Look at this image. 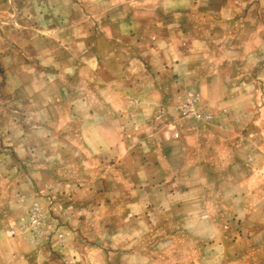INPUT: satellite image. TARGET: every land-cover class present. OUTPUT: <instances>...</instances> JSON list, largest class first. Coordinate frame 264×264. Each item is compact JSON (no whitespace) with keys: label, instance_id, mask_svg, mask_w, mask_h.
Returning <instances> with one entry per match:
<instances>
[{"label":"rangeland","instance_id":"obj_1","mask_svg":"<svg viewBox=\"0 0 264 264\" xmlns=\"http://www.w3.org/2000/svg\"><path fill=\"white\" fill-rule=\"evenodd\" d=\"M91 1L0 11V264H264V0Z\"/></svg>","mask_w":264,"mask_h":264},{"label":"crops","instance_id":"obj_2","mask_svg":"<svg viewBox=\"0 0 264 264\" xmlns=\"http://www.w3.org/2000/svg\"><path fill=\"white\" fill-rule=\"evenodd\" d=\"M48 1V0H47ZM60 1H62L63 3H65V2H67V0H60ZM78 1H82V0H78ZM85 1H90V0H85ZM104 1H107V2H110L111 3V1L112 0H104ZM200 1L201 0H192V7H200L201 5H205V9L207 10V11H209V9L207 8V7H209V6H211V5H213V2H214V0H206L205 1V3H200ZM126 3V5H127V1H125ZM223 2V0H221V3ZM30 3H31V1H30ZM32 3H35L36 4V0H32ZM44 3H45V0H44ZM62 3V4H63ZM104 2H103V0H92L91 2H90V5L91 6H94L95 4H96V6L98 7V6H101L100 4H103ZM126 5L124 6V7H126ZM5 8V0H0V11H3V9ZM222 8H224V9H227V8H229V6H228V4L226 5V4H224V6H222ZM109 22V21H108ZM252 23V22H251ZM109 24H114V25H119V26H122V25H128L129 24V21L127 20V19H119V20H113L112 22H110ZM44 26L46 27V29L48 30V28H49V26H47V24H44ZM67 30V29H66ZM66 30L65 29H61V34H65L66 33ZM45 38L46 37H42V35H40V37H38V41H40V43H41V41L42 42H44L45 43ZM63 37H61V39H62ZM111 38V37H110ZM113 38H115V37H113ZM246 39H248V40H255L254 38H255V36L254 37H245ZM112 39V38H111ZM259 39V37H256V40H258ZM261 39V38H260ZM47 52L48 50L46 49V50H43L42 52ZM158 53H161L160 51H158ZM158 55H161V54H158ZM7 55L5 54V52H3L2 54H0V62L2 63V67H3V69H4V73H6L5 74V76L6 75H8L7 76V78L5 79V82H4V85L6 86V87H8L9 86V84H16V87H17V85L18 84H21V80H20V78H18L17 77V74H15L16 72H14V67H11L9 64H8V60H6V57ZM47 56V55H46ZM48 56H52V54H49ZM47 56V57H48ZM18 87H19V85H18ZM222 100H223V98H222ZM163 154V153H162ZM163 156H164V154H163ZM163 165V164H162Z\"/></svg>","mask_w":264,"mask_h":264},{"label":"built area","instance_id":"obj_3","mask_svg":"<svg viewBox=\"0 0 264 264\" xmlns=\"http://www.w3.org/2000/svg\"><path fill=\"white\" fill-rule=\"evenodd\" d=\"M189 109H188V108ZM191 110V113H192V116H196V117H201V114L200 113H197L195 110H194V108H193V104H192V108H190V103H188L187 102V104H186V110ZM188 112V111H187ZM205 117H207V116H205ZM36 222H37V219L35 218V215H32V217H31V223H32V226H34V225H36Z\"/></svg>","mask_w":264,"mask_h":264}]
</instances>
